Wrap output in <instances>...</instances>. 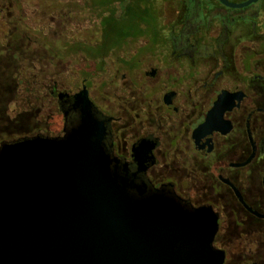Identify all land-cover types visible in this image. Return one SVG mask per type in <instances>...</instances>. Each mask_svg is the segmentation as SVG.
I'll return each mask as SVG.
<instances>
[{
  "label": "flooded vegetation",
  "instance_id": "1",
  "mask_svg": "<svg viewBox=\"0 0 264 264\" xmlns=\"http://www.w3.org/2000/svg\"><path fill=\"white\" fill-rule=\"evenodd\" d=\"M7 5L0 4V16L7 11L11 19ZM261 16L264 0L242 9L219 0H155L156 25L146 29L149 35L119 55H108L100 71L87 76L85 66L79 86L64 91L57 83L52 91L61 122L51 137L64 138L77 129L83 117L77 103L87 90L95 117L107 126L102 145L122 174L192 209L211 207L218 214L215 246L223 243L217 248L226 253L224 264H264ZM10 33L24 36L25 31ZM17 48L8 41L0 52L8 56L25 47ZM8 64L0 65L5 90L0 148L44 135L6 132L18 118L10 112L8 86L23 82L12 80ZM98 72L104 73L99 85L94 83Z\"/></svg>",
  "mask_w": 264,
  "mask_h": 264
},
{
  "label": "water",
  "instance_id": "2",
  "mask_svg": "<svg viewBox=\"0 0 264 264\" xmlns=\"http://www.w3.org/2000/svg\"><path fill=\"white\" fill-rule=\"evenodd\" d=\"M87 95L73 133L0 148V264H224L218 214L122 174Z\"/></svg>",
  "mask_w": 264,
  "mask_h": 264
},
{
  "label": "rangeland",
  "instance_id": "3",
  "mask_svg": "<svg viewBox=\"0 0 264 264\" xmlns=\"http://www.w3.org/2000/svg\"><path fill=\"white\" fill-rule=\"evenodd\" d=\"M154 1L134 0L132 3L131 14L139 16L137 18L142 24L141 28L137 27L138 36L149 35L150 30L145 32L146 29L149 26V29H152L156 25L152 17ZM126 3L127 0L124 4ZM0 4L2 7L8 4L7 10L11 9L8 12L11 19L4 15L7 11L0 16V46L4 47L9 41L16 49H19L17 47L21 44L25 47L23 52H15L14 49L8 56L4 51L0 52V65L10 63L8 65L11 66L12 72L7 71L12 73V80L23 78L20 85L13 84L16 85L15 89L12 88L14 92L10 91L14 98L10 112L13 117L17 115L18 118L6 132L16 137L31 128L32 134L40 131L39 133L46 136H53L60 125L61 117L57 99L52 91L57 83L64 91L81 84L82 69L91 65L86 49L97 44L102 35L98 9L94 8L93 0H0ZM257 7L258 5H253L247 8L246 13L249 14L250 9L254 11ZM105 9L106 14H117L118 20L125 12L121 3ZM263 18L261 16L260 20ZM16 30L21 33L25 31L24 36H11L10 31ZM23 40L27 43H22ZM136 41L127 40L124 45L111 47L113 53H109V56L112 58V55L121 54L124 48L136 45ZM158 45L160 44L156 43V46ZM5 56L11 59H6ZM107 64L111 66L110 59ZM103 74L97 73L94 77L95 84L101 83ZM1 76L3 69H0ZM0 91L4 92L3 88ZM0 109H3L1 102ZM28 113L33 114L32 118ZM28 119L32 121L28 122ZM1 132L3 128H0V139H3ZM222 245L223 243H218L216 247Z\"/></svg>",
  "mask_w": 264,
  "mask_h": 264
},
{
  "label": "trees",
  "instance_id": "4",
  "mask_svg": "<svg viewBox=\"0 0 264 264\" xmlns=\"http://www.w3.org/2000/svg\"><path fill=\"white\" fill-rule=\"evenodd\" d=\"M126 0H93L94 8L98 9L99 14V21L101 26V39L100 41L93 45L92 47H89L86 49V55L88 60L91 61V65L89 68L86 69L87 76H89V73L91 72H97L102 70L104 64H105V58L109 55V53H113V51L110 49L111 47L117 46V45H124L127 43V40L134 41L137 40L140 36L137 35L136 30L137 27H142L141 22L138 20L137 15L131 14V7L134 0H127V3L124 4ZM132 1V2H131ZM145 0H140V2ZM122 4L125 12L123 14V17L119 18V20L116 18L118 16L115 13H108L105 12L106 7H110L111 5H118ZM93 63V64H92ZM93 74V73H92ZM7 87V86H6ZM9 93V100L13 102L14 98L12 95H10V91L12 88H16V85H10L8 86ZM4 92L0 91V99L5 100V90L3 88ZM12 92H14L12 90ZM30 114V117L32 118ZM32 120L28 119V122H31ZM13 122H17L16 120H13ZM15 124V123H14ZM40 132V131H37ZM19 135H25L30 136L32 135V129L28 128L24 132H21Z\"/></svg>",
  "mask_w": 264,
  "mask_h": 264
}]
</instances>
